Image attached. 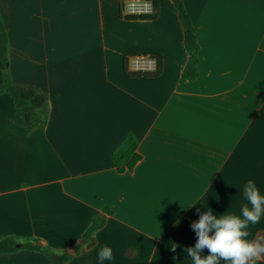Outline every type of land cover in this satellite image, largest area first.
I'll return each instance as SVG.
<instances>
[{
  "label": "crops",
  "instance_id": "0c3cea01",
  "mask_svg": "<svg viewBox=\"0 0 264 264\" xmlns=\"http://www.w3.org/2000/svg\"><path fill=\"white\" fill-rule=\"evenodd\" d=\"M122 1L0 0L11 82L46 97L45 127L27 134L0 92V239L71 254L108 207L94 244L63 264H100L105 244L103 264H192L200 213L239 215L249 179L264 196V0H180L199 44L192 81L173 0L147 21L121 18ZM129 54L158 55L160 75L126 76ZM128 134L140 159L118 173ZM247 230L264 233V214ZM0 264L51 261L21 249Z\"/></svg>",
  "mask_w": 264,
  "mask_h": 264
},
{
  "label": "trees",
  "instance_id": "16d2710c",
  "mask_svg": "<svg viewBox=\"0 0 264 264\" xmlns=\"http://www.w3.org/2000/svg\"><path fill=\"white\" fill-rule=\"evenodd\" d=\"M124 1V0H123ZM154 6V13L148 15H123L122 4L120 6V16L127 21H147L155 18L156 14V1L150 0ZM174 7L177 11L178 19L183 30V46L187 54V61L182 70V78L185 80H195L198 77V52L199 44L195 35L194 28L191 23L189 14L183 7L180 0H173ZM157 61L155 71L141 72L130 71L128 69V61L132 57L139 56L138 54H129L124 58L123 71L128 77L133 78H156L161 73V60L158 55L149 54ZM8 56L6 48V35L3 26L0 23V73L1 84L0 92L6 94L12 101L14 110L18 115L21 124L27 134L32 133L37 129H42L46 124V97L38 90L25 85H15L11 82L10 75L7 69ZM140 156L137 153V139L133 134H128L125 139L117 146L112 154V162L115 170L118 173L131 171L135 164L139 161ZM114 210L105 207L101 213L95 215L90 225L80 238V242L72 249L71 254H77L84 243L87 247L94 244V234L97 230L102 228L106 222L107 216L112 215ZM254 241L264 243V233L259 232ZM17 243L14 239L7 237L0 239V254L15 253L18 250H29L43 253L49 260L52 254L45 251L41 246L34 243L21 244L16 247ZM71 254H63L60 259L66 262ZM264 261V256L261 257ZM251 263V262H250Z\"/></svg>",
  "mask_w": 264,
  "mask_h": 264
},
{
  "label": "clouds",
  "instance_id": "9594fccd",
  "mask_svg": "<svg viewBox=\"0 0 264 264\" xmlns=\"http://www.w3.org/2000/svg\"><path fill=\"white\" fill-rule=\"evenodd\" d=\"M243 196L247 203L242 205L239 215H214L212 210H208L200 213L198 221L191 223L198 239L194 247H186L183 251L191 258L192 264H220L221 261L225 264H250L264 256V243L246 239L250 235L247 229L259 223L264 214V196L251 179L243 186ZM205 248L209 254L202 256ZM97 258L100 264L112 261L113 249L103 245Z\"/></svg>",
  "mask_w": 264,
  "mask_h": 264
},
{
  "label": "built area",
  "instance_id": "2783aa9c",
  "mask_svg": "<svg viewBox=\"0 0 264 264\" xmlns=\"http://www.w3.org/2000/svg\"><path fill=\"white\" fill-rule=\"evenodd\" d=\"M123 15H148L154 13V6L150 0H124L122 1ZM157 61L149 54L132 57L128 61L130 71L152 72L155 71Z\"/></svg>",
  "mask_w": 264,
  "mask_h": 264
},
{
  "label": "water",
  "instance_id": "95a60500",
  "mask_svg": "<svg viewBox=\"0 0 264 264\" xmlns=\"http://www.w3.org/2000/svg\"><path fill=\"white\" fill-rule=\"evenodd\" d=\"M20 245L17 244L16 247H19ZM51 264H63L60 257L56 254H53L50 258Z\"/></svg>",
  "mask_w": 264,
  "mask_h": 264
}]
</instances>
